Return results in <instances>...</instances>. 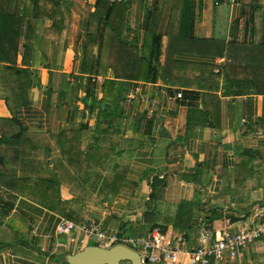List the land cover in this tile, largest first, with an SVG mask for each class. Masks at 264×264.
<instances>
[{
	"label": "crops",
	"instance_id": "obj_1",
	"mask_svg": "<svg viewBox=\"0 0 264 264\" xmlns=\"http://www.w3.org/2000/svg\"><path fill=\"white\" fill-rule=\"evenodd\" d=\"M94 1L58 0L61 23L54 29L40 19V8L37 12L28 104L16 110L22 132L15 165L0 159V173L57 182L62 209H46L0 186V226L9 224L10 234L0 243V264H67L65 255L79 249L56 231L60 219L93 220L104 233L121 237L144 236L157 227L182 250V264L203 236L264 222V69L257 66L264 51V0H126L121 39L128 45L140 50L150 34L151 62L157 36L161 44L165 37L175 44L183 38L196 52L173 51L166 70L160 57L154 64L165 81L120 83L122 116L105 129L117 131L132 155L111 199L105 193L110 171L96 164L88 180L77 181L68 149L55 145L69 130L86 129L95 139V131L106 127L93 105L103 77L79 72ZM185 4L187 20L173 23ZM101 28L99 23L96 43ZM212 42L241 44L247 46L245 55L255 56L224 76L223 56L209 53ZM253 60L260 62L252 67ZM16 61L19 65V56ZM1 94L0 118H6ZM152 196L169 212L180 201L195 199L199 212L187 228L150 226L143 215L152 208ZM209 264H264V245L252 242L234 258Z\"/></svg>",
	"mask_w": 264,
	"mask_h": 264
},
{
	"label": "trees",
	"instance_id": "obj_2",
	"mask_svg": "<svg viewBox=\"0 0 264 264\" xmlns=\"http://www.w3.org/2000/svg\"><path fill=\"white\" fill-rule=\"evenodd\" d=\"M39 8L40 19L49 20L50 29L61 23L57 17L58 0H0V90L1 99L9 112V117L0 118V159L9 165H15L12 160L16 158L18 139L22 132V127L16 119V110L28 104L27 88L31 75L28 66L36 36ZM125 10L126 0L94 1L93 10L87 16L79 60L80 73H93L103 77L100 85L101 96L93 105L96 107V118L106 124V127L95 131L97 133L95 139L90 138L86 129H72L61 134L58 141H55L58 148L68 149L71 168L77 181L88 180L94 174L96 164L103 170L110 171L111 177L105 190L110 196L108 199H111L121 187L132 155V149L119 137L117 131L106 130L112 122L118 121L122 116L125 95L119 93L120 83L132 80L165 81L164 74L159 73V64L157 66L154 64L160 57L162 69L166 70L167 61L173 51L196 52L189 46L190 42L184 43L183 38L175 44L170 41V37H165L164 44H161V38L157 36L153 48L154 60L151 62L150 34H146L140 50L121 39ZM183 20H187L186 4L181 12L174 13L172 22ZM99 23L102 28L99 41L96 43L95 35ZM246 47L223 42H212L208 45L210 54L223 56L219 68L224 76L231 70L244 66L245 57L254 58V51L251 52V56L244 54ZM261 54L262 63L253 60L252 67L259 64L257 66L264 69V51H261ZM17 56L20 57L19 65L16 61ZM170 64L174 68L175 63L171 61ZM0 186L46 209L53 211L62 209L58 203V184L55 181L16 177L13 172L4 170L0 173ZM152 199L151 210L143 215L144 222L150 223V226L157 225L163 228L171 225L175 228H187L191 215L199 212L195 199L189 202L180 201L171 212L153 196ZM160 209L163 213L158 215L153 213ZM9 236V224L0 226V243L8 240Z\"/></svg>",
	"mask_w": 264,
	"mask_h": 264
},
{
	"label": "built area",
	"instance_id": "obj_3",
	"mask_svg": "<svg viewBox=\"0 0 264 264\" xmlns=\"http://www.w3.org/2000/svg\"><path fill=\"white\" fill-rule=\"evenodd\" d=\"M56 231L67 234L68 242L77 249L89 241L101 247L123 244L138 253L141 264H182L178 260L182 250L172 246L157 227L151 228L144 236L121 237L116 233H104L93 220L73 223L60 219ZM255 241L264 245V222L244 224L233 232L224 229L216 232L212 238L203 236L195 247L186 251V264H209L211 261L220 263L227 258H234L240 249Z\"/></svg>",
	"mask_w": 264,
	"mask_h": 264
},
{
	"label": "water",
	"instance_id": "obj_4",
	"mask_svg": "<svg viewBox=\"0 0 264 264\" xmlns=\"http://www.w3.org/2000/svg\"><path fill=\"white\" fill-rule=\"evenodd\" d=\"M64 259L67 264H141L138 253L123 244L109 247L86 244L76 252L66 254Z\"/></svg>",
	"mask_w": 264,
	"mask_h": 264
},
{
	"label": "rangeland",
	"instance_id": "obj_5",
	"mask_svg": "<svg viewBox=\"0 0 264 264\" xmlns=\"http://www.w3.org/2000/svg\"><path fill=\"white\" fill-rule=\"evenodd\" d=\"M129 103H127L126 105H128ZM123 122V120H121Z\"/></svg>",
	"mask_w": 264,
	"mask_h": 264
}]
</instances>
